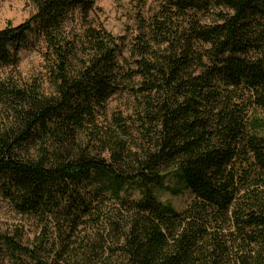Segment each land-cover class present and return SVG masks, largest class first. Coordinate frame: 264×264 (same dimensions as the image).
<instances>
[{"label": "trees", "instance_id": "obj_1", "mask_svg": "<svg viewBox=\"0 0 264 264\" xmlns=\"http://www.w3.org/2000/svg\"><path fill=\"white\" fill-rule=\"evenodd\" d=\"M154 1L127 59L96 0H31L0 31V196L35 226L0 234L11 264H264V0ZM170 174L182 211L158 199Z\"/></svg>", "mask_w": 264, "mask_h": 264}, {"label": "rangeland", "instance_id": "obj_2", "mask_svg": "<svg viewBox=\"0 0 264 264\" xmlns=\"http://www.w3.org/2000/svg\"><path fill=\"white\" fill-rule=\"evenodd\" d=\"M154 0H96L94 10L90 15V22L95 26L101 25L113 36L124 40V58H129L127 52L131 41L137 34V28L141 19L147 20L157 9ZM34 13L31 0H0V31L8 26L16 27ZM43 44L39 40L32 39L29 44L19 52L18 70L25 81L38 79L44 73L43 60L40 50ZM48 91L47 86H44ZM129 102L126 96H115L108 105L106 121L99 120V125L109 123L115 112L130 113L127 111ZM167 189L157 190L158 199L169 204L177 211H182L190 202L191 194L180 186L173 174L165 180ZM178 188L180 193L172 195L170 190ZM131 199L139 198V193L134 188H127L122 193ZM0 234L7 235L19 241L21 235L23 241L32 240L35 234V226L26 218L18 216L12 211L8 203L0 196ZM0 264H11L4 253H0Z\"/></svg>", "mask_w": 264, "mask_h": 264}]
</instances>
